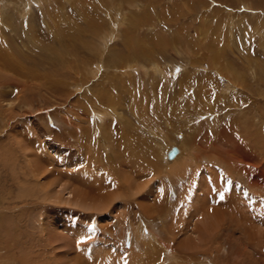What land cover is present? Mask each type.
Masks as SVG:
<instances>
[{
    "label": "rangeland",
    "instance_id": "rangeland-1",
    "mask_svg": "<svg viewBox=\"0 0 264 264\" xmlns=\"http://www.w3.org/2000/svg\"><path fill=\"white\" fill-rule=\"evenodd\" d=\"M102 35H108L105 50L98 42ZM142 49L159 57L152 64L163 74L156 79L148 70L146 77L139 67L130 74L136 84L113 86L104 107L96 106L112 78L121 85L133 60L150 68L138 57ZM117 58L121 66L106 64ZM95 110L109 113L102 130L90 123ZM263 129L264 0H0V264H8L11 251L16 264H24L21 256L28 253L32 260L41 257L34 260L38 264H53L44 222L53 230L83 226L89 232L97 219L110 230L112 219L126 214L127 198L153 202L154 232L181 254H173L171 264H264ZM139 140L154 152L151 171L143 155L137 165L128 156ZM172 143L183 144L186 153L168 163ZM244 146L253 161L237 154ZM204 153L226 161L196 156ZM229 162L238 163L242 174ZM244 165L253 167L251 178ZM71 190L91 200L122 199L105 210L103 220L64 203L73 200ZM48 196L62 202L46 203ZM200 199L208 212H229L248 231L229 221L220 230ZM12 239L15 247L8 245Z\"/></svg>",
    "mask_w": 264,
    "mask_h": 264
},
{
    "label": "bare ground",
    "instance_id": "bare-ground-1",
    "mask_svg": "<svg viewBox=\"0 0 264 264\" xmlns=\"http://www.w3.org/2000/svg\"><path fill=\"white\" fill-rule=\"evenodd\" d=\"M32 1V0H31ZM43 2H45V1H43ZM42 2V3H43ZM76 2V1H75ZM129 2H130V0H129ZM133 2V1H132ZM29 3V2H28ZM28 3H25L24 2V4H27V5H29ZM66 3V2H65ZM68 3H69V1H68ZM38 4V3H37ZM45 4V3H44ZM70 4V3H69ZM68 4V5H69ZM135 4H137V3H135ZM22 5V4H21ZM63 5V4H62ZM72 5V4H71ZM70 5V6H71ZM83 5V4H82ZM104 5V4H103ZM116 6V5H115ZM139 6V5H138ZM24 7V6H23ZM29 7V6H28ZM58 7V6H57ZM74 7H76V6H74ZM142 7V6H141ZM61 9V8H60ZM139 9V8H138ZM62 10V9H61ZM30 11V10H29ZM24 13L23 14H25V10L23 11ZM122 13V12H121ZM153 16V15H152ZM108 17V16H107ZM116 17V16H115ZM157 17V16H156ZM118 19V18H117ZM152 19V18H151ZM150 19V20H151ZM261 19H263V17L261 18ZM157 20H158V18H157ZM137 21V20H136ZM139 21H144V20H139ZM153 21H155V20H153ZM152 21V22H153ZM164 21V20H163ZM120 22V21H119ZM145 22H146V20H145ZM158 22V21H157ZM161 22V21H160ZM150 23V22H149ZM165 23V22H164ZM135 24H136V22H135ZM138 24V23H137ZM161 24V23H160ZM232 24V23H231ZM140 25V24H139ZM233 25V24H232ZM134 26V25H133ZM143 26V25H142ZM146 26V25H145ZM161 26V25H160ZM112 27V26H111ZM143 28V27H142ZM150 28V27H149ZM136 31H137V28L135 29ZM150 30H152V29H150ZM140 31V30H139ZM142 31V30H141ZM137 33V32H136ZM148 33V32H147ZM114 34V33H113ZM153 34H154V32H153ZM68 35V34H67ZM150 35H151V33H150ZM139 36V35H138ZM70 37V36H69ZM140 37V36H139ZM153 37V36H152ZM108 38V35H102V36H99V40H98V42L99 43H102V45H103V47L101 46V49L102 50H105L104 48H105V43H106V39ZM130 39V38H129ZM137 39V38H136ZM164 39V38H163ZM167 39V38H166ZM183 39V38H182ZM185 39H187V38H185ZM113 40V39H112ZM131 40V39H130ZM134 40V39H133ZM132 40V41H133ZM165 40V39H164ZM168 40V39H167ZM72 41V40H71ZM70 41V42H71ZM137 41V40H136ZM147 41V40H146ZM152 41V40H151ZM169 41V40H168ZM96 42V41H95ZM150 42V41H149ZM148 42V44H150ZM173 42V41H172ZM182 42V41H181ZM73 43V42H72ZM75 43V42H74ZM73 43V44H74ZM108 43V42H107ZM140 43H141V41H140ZM153 43V42H152ZM128 44H129V42H128ZM142 44V43H141ZM171 44V43H170ZM75 45V44H74ZM73 45V46H74ZM97 45V44H96ZM107 45V44H106ZM144 45H146V47H148L147 46V44H144ZM68 46V45H67ZM66 46V47H67ZM72 46V47H73ZM135 46H137V45H135ZM143 46V45H142ZM150 46V45H149ZM65 47V46H64ZM132 47V46H131ZM138 47V46H137ZM145 47V46H144ZM174 47V46H173ZM148 48H150V47H148ZM172 48V47H171ZM64 49H66V48H64ZM135 49H137V48H135ZM139 49V48H138ZM153 49H155V48H153ZM201 49V48H200ZM59 50V49H58ZM66 50H68V49H66ZM98 50V49H97ZM143 50V53H138V57L140 58V59H142L143 61H145V62H147L148 64H150L149 66H150V68L149 69H144V67H143V65H140L139 63V61L137 60V59H135V60H133L129 65H127L128 66V68L126 69V70H124L123 72H122V74H124V76L126 77H122L123 78V81L121 82V85H119V84H117V85H114V83L112 82L113 81V78L111 79L112 81H110L109 82V85H111V86H108L106 89H105V94L106 95H104V93H100V98H101V100H99V99H97V103L95 104L96 106H100V105H103L104 103H106L105 101H107V99H109L110 97H112L111 95H110V93H109V91H108V89L110 90V89H113V86H115L116 88H118L119 90H121V88H123V86L122 85H126V83L128 84V86L130 85V86H132L133 85V83L135 82V84H136V79L135 78H132V77H130V74H132V72L134 73V70H137L138 71V69H139V67H141L142 68V70H143V73L145 74V76H146V74L148 75V70H150V72L151 73H149V74H151L152 75V77H155L158 73H159V75H160V73L161 74H163L161 71H159V69H158V67L159 66H157L156 64H152V62H156V57H158V56H156V54L154 55H152L151 54V52H150V54L151 55H149V53H147L145 50H147V49H142ZM177 50V49H176ZM203 50V49H202ZM98 51H100V50H98ZM153 51V50H152ZM61 52V51H60ZM68 52H69V50H68ZM76 52V51H75ZM101 52V51H100ZM99 52V53H100ZM154 52H155V50H154ZM129 53H131V52H129ZM105 54H107V53H105ZM128 54V53H127ZM160 54H164L163 53V51H161L160 52ZM179 54V53H178ZM188 54V53H187ZM186 54V55H187ZM203 54V53H202ZM201 54V55H202ZM209 54V53H208ZM207 54V55H208ZM65 55V54H64ZM71 55V54H70ZM100 55V54H99ZM103 55V54H102ZM130 55V54H129ZM189 55V54H188ZM56 56V55H55ZM101 56V55H100ZM163 56V55H162ZM161 56V57H162ZM134 57V56H133ZM135 57H136V55H135ZM134 57V58H135ZM202 57H204V56H202ZM209 57V56H208ZM57 58V57H56ZM125 58V57H124ZM131 58V56L129 57V59ZM159 58V57H158ZM96 59V58H95ZM211 59V58H210ZM217 59V58H216ZM58 60V59H57ZM60 60V59H59ZM131 60V59H130ZM100 61V60H99ZM122 61V60H121ZM118 58L117 59H115V61L113 60H110V61H107L106 60V64H110L111 66H113V65H115L116 67H117V65H122V62H121ZM159 61V60H158ZM167 61H169V59L167 60ZM166 61V62H167ZM188 61V60H187ZM200 61V60H199ZM215 61V60H214ZM57 62V61H56ZM164 62V61H163ZM189 62V61H188ZM211 62H212V60H211ZM215 62H217V61H215ZM100 63L102 64V62L100 61ZM99 63V64H100ZM127 63V62H126ZM162 63V62H161ZM171 63V62H170ZM201 63V62H200ZM222 63V62H221ZM58 64V63H57ZM64 64V63H63ZM146 64V63H145ZM177 64V63H176ZM180 64V63H179ZM182 64V63H181ZM189 64V63H188ZM217 64V63H216ZM66 65H67V63H66ZM109 65V66H110ZM147 65V64H146ZM163 65V64H162ZM220 65V64H219ZM109 66H107L106 65V67H109ZM125 66V65H124ZM163 66H165V65H163ZM177 67H178V65H176ZM189 66V65H188ZM56 67V66H55ZM82 67V66H81ZM98 67V66H97ZM96 67V68H97ZM105 67V68H106ZM114 67V66H113ZM173 67H175V66H173ZM176 67V68H177ZM181 67H183V66H181ZM165 68V67H164ZM163 68V69H164ZM187 68V67H186ZM117 69V68H116ZM55 70V69H54ZM140 70V69H139ZM170 70V69H169ZM200 70H202V69H200ZM220 70V69H219ZM260 70H261V68H260ZM74 71V70H73ZM83 71H85L84 69H83ZM110 71V70H109ZM114 71V70H113ZM97 72V71H96ZM223 72V71H222ZM253 72V71H252ZM166 73V72H165ZM198 73V72H197ZM117 74V73H116ZM127 74H129V75H127ZM169 74H170V72H169ZM199 75V74H198ZM197 75V76H198ZM123 76V75H122ZM133 76V75H132ZM135 76V75H134ZM149 76V75H148ZM165 76V79H166V76L167 75H164ZM173 76V75H172ZM84 77V76H83ZM83 77H81L82 79H83ZM86 77H87V75H86ZM117 77V76H116ZM144 77V76H143ZM147 77V76H146ZM151 77V76H150ZM233 77V76H232ZM119 78V77H118ZM117 78V79H118ZM145 78V77H144ZM156 78V77H155ZM154 78V79H155ZM198 78V77H197ZM206 78V77H205ZM104 79V78H103ZM102 79V80H103ZM153 79V78H152ZM157 79V78H156ZM159 79V78H158ZM170 79V78H169ZM115 81H116V79H114ZM122 80V79H121ZM161 80V79H160ZM211 80V79H210ZM235 80V79H234ZM238 80V79H237ZM147 81V80H146ZM236 81V80H235ZM141 82V81H140ZM140 82H138V83H140ZM171 82V81H170ZM137 83V84H138ZM149 83H151V82H149ZM77 84H75V86H76ZM105 85V84H104ZM119 85V86H118ZM141 85V84H140ZM143 85V84H142ZM180 85V84H179ZM81 86H82V84H81ZM127 86V85H126ZM135 86V85H134ZM137 86V85H136ZM125 87V86H124ZM102 88V87H101ZM127 88V87H126ZM182 88V87H181ZM127 90V89H126ZM138 90H139V88H138ZM181 90V89H180ZM192 90V89H191ZM118 91V90H117ZM129 92V91H128ZM133 92H135V91H133ZM178 92V91H177ZM180 93V92H179ZM110 96H109V95ZM178 94V93H177ZM187 94V93H186ZM141 95V94H140ZM179 95V94H178ZM180 96V95H179ZM186 96V95H185ZM193 96V95H192ZM90 97V96H89ZM122 97V96H121ZM124 97V96H123ZM133 97V96H132ZM142 97V96H141ZM175 97V96H174ZM181 97H183V96H181ZM181 97H180V99H181ZM191 97V96H190ZM195 97V96H194ZM86 98V97H85ZM93 98V97H92ZM176 98V97H175ZM175 98H173V99H175ZM178 98V97H177ZM187 98H188V96H187ZM196 98V97H195ZM137 99V98H136ZM179 99V100H180ZM111 100V99H110ZM113 100V99H112ZM187 100V99H186ZM198 100V99H197ZM91 101V100H90ZM117 101V100H116ZM175 101V100H174ZM180 101H182V100H180ZM185 102V101H184ZM187 103V102H186ZM191 103H192V101H191ZM201 103V102H200ZM89 104V103H88ZM181 104V103H180ZM94 105V106H95ZM113 105V104H112ZM183 105H185V104H183ZM187 105V104H186ZM92 106V105H91ZM110 106H111V104H110ZM188 106V105H187ZM193 106H194V103H193ZM97 107V108H98ZM103 107H104V105H103ZM173 107V106H172ZM111 109H112V107H110ZM165 108H167L168 109V107H165ZM180 108V107H179ZM100 109H102V108H100ZM92 110H93V107H92ZM169 110V109H168ZM170 110H171V108H170ZM167 111V110H166ZM172 111H173V109H172ZM242 111V110H241ZM109 112V111H108ZM169 111H167L166 113H168ZM174 112V111H173ZM245 113H247L246 112V110L244 111ZM170 113H171V111H170ZM203 113V112H202ZM201 113V114H202ZM241 113V112H240ZM93 114H94V116L96 117V118H91L92 119V121L90 122V123H93L94 124V126L96 127V128H98V129H104L105 128V121L108 119L107 117L106 118H104L105 116H107V115H109V113H106L105 111H96L95 110V112H93ZM173 114V113H172ZM179 114V113H178ZM178 114H176V115H178ZM243 114V113H242ZM241 114V115H242ZM173 115H175V114H173ZM202 115H205V113L204 114H202ZM207 115V114H206ZM247 115V114H246ZM183 116H184V114H183ZM198 117V116H197ZM207 118H208V116H207ZM118 119V118H117ZM209 119H210V117H209ZM208 119V120H209ZM119 120H121V118H119ZM123 120V119H122ZM201 120H204V118H198L196 121H201ZM255 120V119H254ZM206 122H207V120H205ZM245 121V119L243 120V122ZM248 121V120H247ZM255 121H257V120H255ZM86 122V121H85ZM163 122V121H162ZM168 122V121H167ZM166 122V123H167ZM169 123V122H168ZM67 124H68V126H73L72 124H71V122H68V120H67ZM207 124H208V122H207ZM245 124H247V123H245ZM244 124V125H245ZM257 124H259V123H257ZM240 125V124H239ZM260 125V124H259ZM169 126V125H168ZM257 126V125H256ZM170 127V126H169ZM226 128H228V127H226ZM248 128V127H247ZM234 129V128H233ZM243 130V129H242ZM257 130H258V127H257ZM260 130V129H259ZM264 130V129H263ZM107 131V130H106ZM227 131H229V130H226V133H227ZM240 131V130H239ZM245 131V130H244ZM255 131V130H254ZM248 131H246V133H247ZM225 133V132H224ZM256 133V132H255ZM233 134V133H232ZM232 134L230 135V136H232ZM181 135V134H180ZM245 135V134H244ZM182 136V135H181ZM224 136V135H223ZM241 136V135H240ZM259 136V135H258ZM229 137V136H228ZM262 137V136H261ZM88 138V137H87ZM215 138V137H214ZM226 138V137H225ZM242 138V137H241ZM251 138V137H250ZM256 138H258L257 136H256ZM221 139V138H220ZM233 139H234V137H233ZM228 140H229V138H228ZM252 140V139H251ZM88 141V140H87ZM162 141H164V140H162ZM224 141V140H223ZM225 141H226V139H225ZM236 141H237V139H236ZM243 141V140H242ZM259 141V140H258ZM139 142H140V144H138L137 146H136V142H134V144H133V147L131 148V154L130 155H128L129 157H130V159H134V160H132V162H133V165H137V164H139V162H140V156H144V158H145V161H146V163L147 164H145V165H149L148 167L150 168V171L153 169V167H155V155H154V152L152 151V149H150L149 148V146L147 145V143H145V141L144 140H139ZM222 142V141H221ZM241 142V141H240ZM215 143V142H214ZM214 143L212 144V145H214ZM252 143H253V141H252ZM146 145L148 146V148H145L146 147ZM159 145V144H158ZM175 144H173L172 143V145L170 144V145H168V147L166 148V149H168L167 150V155H166V162H170V163H172V162H177V161H179L182 157V155H184L186 152H185V150L183 149V148H185V147H183L184 145L182 144L181 146H174ZM215 145H216V143H215ZM220 145V144H219ZM218 145V146H219ZM225 145V144H224ZM262 145V144H261ZM218 146H216L217 148H218ZM248 147H249V145H247ZM247 146H244V147H242V148H240L239 150H237V154L238 155H240V157L242 158H240L243 162L244 161H253V157H252V155H251V153L248 151V149L251 147H247ZM264 146V145H263ZM157 147V146H156ZM160 147V146H159ZM177 147H179V148H177ZM223 147H225V146H223ZM223 147L222 148H220L221 150L223 149ZM214 148V147H213ZM216 148V149H217ZM173 149H177L178 150V153L176 154V157L174 158V159H172V160H170V158H169V153L173 150ZM215 149V150H216ZM219 149V151H221ZM255 149V148H254ZM259 149V148H258ZM190 150V149H189ZM201 150V149H200ZM212 150H214V149H212ZM214 150V151H215ZM262 150V149H261ZM130 151V150H129ZM161 151V150H160ZM182 151V152H181ZM224 151V150H223ZM232 151V150H231ZM235 151V150H234ZM233 151V152H234ZM243 153H242V152ZM188 152V151H187ZM254 152V151H253ZM258 152V151H257ZM128 153V152H127ZM196 153V152H195ZM226 153V152H225ZM231 153V152H230ZM189 154V153H188ZM223 154V153H222ZM227 154V153H226ZM234 154V153H233ZM258 155H259V153H257ZM191 155V154H190ZM219 155V154H218ZM192 156V155H191ZM194 156V155H193ZM196 156H200V157H203V158H205V160L208 162V163H212V162H216L218 159H214V157L211 155V154H205L204 153V155H202V154H198V155H196ZM217 156V154L215 155V157ZM254 156V155H253ZM221 157V156H220ZM223 157V156H222ZM261 157V156H260ZM158 158H160V157H158ZM163 158V157H162ZM218 158V157H217ZM255 158V157H254ZM258 158H259V156H258ZM200 159V158H199ZM224 159V158H223ZM143 160V159H142ZM159 160V159H158ZM220 160L221 161H224V163H225V161H226V159L225 160H222L221 158L218 160L219 161V163H218V161L216 162V163H218V164H220ZM232 160V159H231ZM160 161V160H159ZM162 161V160H161ZM230 161V160H229ZM230 163V162H229ZM180 165H182L183 166V169H185V170H189V165L187 164V163H184L183 161H182V163H179ZM178 164V166H180ZM184 164V165H183ZM197 164V161H195V162H192V164H191V167L193 166V165H196ZM234 168L235 167H239V165H238V163L237 164H234V162H232V163H230ZM243 164V163H242ZM248 164V163H247ZM252 164V163H251ZM258 164V163H257ZM221 165H223L222 163H221ZM229 165V164H228ZM227 164H226V166H228ZM225 166V164L223 165V167ZM241 166V165H240ZM260 166V165H259ZM262 166V165H261ZM147 167V168H148ZM228 167H230V166H228ZM227 167V168H228ZM225 168V167H224ZM226 168V169H227ZM131 169V168H130ZM229 169V168H228ZM241 169H242V167H241ZM248 169H253V167L251 168L250 167V165H244L243 166V171L246 173V175H247V173L249 174V177L251 178V172H250V170H248ZM134 170V169H133ZM149 170V169H148ZM169 170V169H168ZM213 170V169H212ZM219 170V169H218ZM237 173L239 172L240 173V175L242 174L241 172H240V170L239 169H234ZM255 170H256V168H255ZM163 171V170H162ZM231 171V170H230ZM229 171V172H230ZM242 171V172H243ZM251 171H254V170H251ZM172 172V171H171ZM187 172V171H186ZM211 172V171H210ZM214 172V171H213ZM217 172V171H216ZM228 172V171H227ZM184 173V172H183ZM256 173H257V170H256ZM213 174V173H212ZM253 174H255V173H253ZM183 175V174H182ZM245 175V174H244ZM213 176H215V175H213ZM257 176V175H256ZM258 176H260V175H258ZM254 177H255V175H254ZM263 177V176H262ZM177 178V177H176ZM218 178V177H217ZM246 178V177H245ZM244 178V179H245ZM249 178V179H250ZM254 179V178H253ZM180 180V179H179ZM181 180H182V178H181ZM229 180V179H228ZM260 180V179H259ZM213 181H215V180H213ZM217 181V180H216ZM246 181V180H245ZM255 181V180H254ZM228 182V181H227ZM253 182V181H252ZM257 182V181H256ZM255 182V183H256ZM264 182V181H263ZM198 183V182H197ZM215 184H214V186L216 185V182H214ZM229 183V182H228ZM249 183V182H248ZM247 183V184H248ZM254 183V182H253ZM254 183V184H255ZM213 184V183H212ZM205 185H206V183H205ZM219 185V184H218ZM257 185H259L258 183L256 184V186ZM119 186V185H118ZM206 186H209V185H206ZM206 186H204V188H206ZM248 186V185H247ZM249 186H251L250 184H249ZM262 186V185H261ZM264 187V186H263ZM196 188V187H195ZM203 188V187H202ZM212 188V187H211ZM224 188V187H223ZM223 188H221V190L223 189ZM251 188V187H250ZM198 189V188H197ZM218 189H220V188H218ZM225 189V188H224ZM260 189V188H259ZM263 189V188H262ZM208 190V189H207ZM213 191H214V189H213ZM260 191V190H259ZM71 193H70V195H72V193H73V200H70V201H64V203H68V204H72L73 206H75L77 209H79V211L80 212H82L83 214L85 213V214H88V215H95V212H97L98 214L96 215V216H100L99 218L100 219H103V218H105L104 216L105 215H107L109 212L107 211V213H105V210L107 209L108 210V207L109 208H112V206L111 205H113V204H115V201H117L116 203H118V201L120 200V202H121V197H116V198H111V197H109V198H107L106 200H102V199H97V200H91V199H89L88 197H86V196H82V195H75L74 194V191L73 190H71L70 191ZM227 192V191H226ZM219 193V192H218ZM230 193V192H229ZM227 194V193H226ZM136 195V194H135ZM150 195V194H149ZM228 195V194H227ZM230 195V194H229ZM237 195V194H236ZM107 196V195H106ZM244 196V195H243ZM71 197V196H70ZM150 197V196H149ZM209 197V196H208ZM207 197V198H208ZM146 198V197H145ZM195 198V197H194ZM219 198V197H218ZM196 199V198H195ZM215 199V198H214ZM54 200V201H53ZM61 199H59L58 197H55L54 196V199H53V197H50V196H48L47 197V200L45 199L44 200V202H46V203H54V204H60V202H62V201H60ZM132 200V201H131ZM131 200H128V198L127 199H124L123 201H122V203H123V207L122 208H124V210H126V214L124 215V216H121V218L120 217H118V218H113L112 219V221H113V223H112V226H113V228L112 229H110L109 230V228L110 227H108V229L107 230H104L101 226H103L102 224H101V222L102 221H96V220H93L92 221V223L90 224V227H92V228H90V231L89 232H87L86 231V229L83 227V226H78V227H75V226H72V229L71 228H67V227H69V226H62V228L60 229H58V230H53V228L51 229L50 227H53L52 226V223L50 224V223H47V224H45L46 222H44L43 223V226L41 227V232H42V236H43V241L47 244V246L49 247V249L48 250H50V252L52 253V254H54L55 256L53 257V264H171V257H172V255L173 254H176L177 256H178V258L180 259L181 258V254L180 255H178V253H176V251L174 250H172L171 249V244L168 242V241H164L163 239H161L158 235H156V233L154 232V229H155V225H154V222H153V212H155V211H153V209H155V206H153L152 204H153V202L151 203V202H149L150 201V198L148 199V198H146L145 200H142V201H137L136 199H131ZM203 199H200V201L202 202V208H204L205 209V211H207L208 209H210V207L208 206V204H206L205 203V201H202ZM231 201V200H230ZM227 202V201H226ZM229 202V201H228ZM247 202V201H246ZM207 203H209V202H207ZM219 203V202H218ZM221 203H222V201H221ZM248 203V202H247ZM210 204V203H209ZM212 204H214V203H212ZM119 205V204H118ZM215 206H216V204H214ZM125 206V207H124ZM138 206V207H137ZM152 206H153V208H152ZM220 206V205H219ZM222 206V205H221ZM251 206V205H250ZM250 206H248L247 205V207H248V210H249V207ZM127 207V208H126ZM218 207V206H217ZM139 209L140 210V212H138V210L136 211V210H134V209ZM141 208V209H140ZM160 209V208H159ZM207 209V210H206ZM254 209V208H253ZM112 210H114V209H112ZM123 210V211H124ZM214 209H212V211H213ZM231 210V209H230ZM133 211L134 212H137V214L135 213V215H130V213H133ZM211 211V212H212ZM223 211V210H222ZM236 211V210H235ZM211 212H206V213H211ZM215 212V211H214ZM214 212H212L211 214H212V216H213V221L215 222V223H217L218 225H220V227H219V229L220 230H222L221 228H222V226H224V223L227 221H229V222H232V224H233V226H235L236 224V227L239 229V230H241V231H243V229H244V233H246L248 230L247 229H245V225H244V223L243 222H240V219H239V221H237V222H235V224L233 223V216H232V214H231V216H228L227 214L229 213H222V214H220V215H218L216 212L214 213ZM217 212H218V210H217ZM220 212V211H219ZM224 212H226V210L224 211ZM231 212V211H230ZM160 214V213H159ZM210 214V215H211ZM260 214H261V212H260ZM161 215V214H160ZM159 215V216H160ZM166 215V214H165ZM209 215V216H210ZM218 215V217H214V216H217ZM230 215V214H229ZM244 215V214H243ZM164 216V215H163ZM239 216H241L242 217V214H239ZM260 216H262V215H260ZM92 217V216H91ZM111 217V216H110ZM226 217L228 218V220L226 219ZM240 217V218H241ZM238 218V217H237ZM245 221H246V219L244 218V217H242ZM166 219V218H165ZM164 219V220H165ZM209 219V218H208ZM46 220H47V216H46ZM103 220H105V219H103ZM238 220V219H237ZM234 221H235V219H234ZM104 222V221H103ZM228 222V223H229ZM90 223V222H89ZM214 223V224H215ZM260 223V222H259ZM263 223V222H262ZM226 224V223H225ZM232 224L231 225H229V227H231L232 226ZM55 225V224H54ZM101 225V226H100ZM228 225H227V227H228ZM111 226V225H110ZM127 226V227H126ZM248 226V225H247ZM92 229V230H91ZM247 230V231H246ZM17 231V230H16ZM167 232V231H166ZM243 233V232H242ZM35 234H37V233H35ZM104 235L103 237L101 236V235ZM169 234V233H168ZM167 234V235H168ZM248 234V233H247ZM16 235H18L17 233H16ZM170 235V234H169ZM15 236V235H14ZM19 236V235H18ZM108 237V239L109 238H116V236H117V240L115 241V240H112V241H109L108 239H106L105 237ZM168 238V237H167ZM111 240V239H110ZM114 241V242H113ZM14 244V239H12V240H8V245H11V246H14L13 245ZM15 247V246H14ZM172 250V251H171ZM57 251V252H56ZM171 251V252H170ZM50 255V254H49ZM15 258H17L16 257V255H15V252H13V251H11V253L8 255V264H16V259ZM33 258V257H32ZM32 258H31V254H27V255H25L24 257H23V254H22V256H21V261L23 262L24 261V264H38L37 262L38 261H40V260H42L41 259V257H37V258H35V259H33L32 260ZM50 259V258H49ZM174 259V258H173ZM34 260H38V261H34ZM46 260V259H45ZM182 261V260H181ZM184 261V260H183ZM41 262V261H40ZM175 264V263H174ZM180 264H183L182 262H180Z\"/></svg>",
    "mask_w": 264,
    "mask_h": 264
},
{
    "label": "water",
    "instance_id": "water-1",
    "mask_svg": "<svg viewBox=\"0 0 264 264\" xmlns=\"http://www.w3.org/2000/svg\"><path fill=\"white\" fill-rule=\"evenodd\" d=\"M178 153L177 149H173L170 153H169V158L170 159H174L176 157V154Z\"/></svg>",
    "mask_w": 264,
    "mask_h": 264
},
{
    "label": "snow or ice",
    "instance_id": "snow-or-ice-1",
    "mask_svg": "<svg viewBox=\"0 0 264 264\" xmlns=\"http://www.w3.org/2000/svg\"><path fill=\"white\" fill-rule=\"evenodd\" d=\"M221 199H223V196H221Z\"/></svg>",
    "mask_w": 264,
    "mask_h": 264
}]
</instances>
